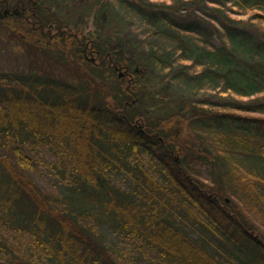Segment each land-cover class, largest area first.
Here are the masks:
<instances>
[{
  "label": "trees",
  "instance_id": "obj_1",
  "mask_svg": "<svg viewBox=\"0 0 264 264\" xmlns=\"http://www.w3.org/2000/svg\"><path fill=\"white\" fill-rule=\"evenodd\" d=\"M262 1L234 0L264 24ZM0 25L38 56L0 69V261L264 264L256 75L218 107L158 90L142 42L94 37L43 0H0Z\"/></svg>",
  "mask_w": 264,
  "mask_h": 264
},
{
  "label": "rangeland",
  "instance_id": "obj_2",
  "mask_svg": "<svg viewBox=\"0 0 264 264\" xmlns=\"http://www.w3.org/2000/svg\"><path fill=\"white\" fill-rule=\"evenodd\" d=\"M43 1L62 21L94 37L142 42L143 49L135 55L154 53L157 64L144 58L142 68L154 78L158 90L170 89L213 106H230L240 98L236 81L249 80L246 74H253L257 77L254 84L264 93V24L251 18L249 10H238L234 0H103L104 10L100 9L102 0ZM216 50L221 55L214 63L216 56L208 51ZM37 57L29 45L0 25V69H28ZM180 224L212 252L218 254L213 243L228 251L213 234L207 235L213 243L208 242L184 222ZM106 232L110 239L117 238Z\"/></svg>",
  "mask_w": 264,
  "mask_h": 264
},
{
  "label": "water",
  "instance_id": "obj_3",
  "mask_svg": "<svg viewBox=\"0 0 264 264\" xmlns=\"http://www.w3.org/2000/svg\"><path fill=\"white\" fill-rule=\"evenodd\" d=\"M137 69H138V67H137ZM121 75H123V72H122V71L120 72V76H121Z\"/></svg>",
  "mask_w": 264,
  "mask_h": 264
}]
</instances>
